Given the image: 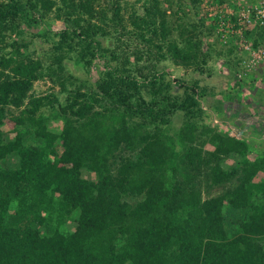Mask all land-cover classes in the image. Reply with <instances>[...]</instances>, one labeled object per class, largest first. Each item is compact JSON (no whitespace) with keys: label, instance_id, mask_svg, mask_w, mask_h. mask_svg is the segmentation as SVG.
Returning <instances> with one entry per match:
<instances>
[{"label":"trees","instance_id":"16d2710c","mask_svg":"<svg viewBox=\"0 0 264 264\" xmlns=\"http://www.w3.org/2000/svg\"><path fill=\"white\" fill-rule=\"evenodd\" d=\"M245 1L0 0V264H264V152L205 122L200 80L166 71L204 72L215 52L237 73L238 43L203 40Z\"/></svg>","mask_w":264,"mask_h":264},{"label":"rangeland","instance_id":"374dc122","mask_svg":"<svg viewBox=\"0 0 264 264\" xmlns=\"http://www.w3.org/2000/svg\"><path fill=\"white\" fill-rule=\"evenodd\" d=\"M129 4H134L140 9L141 2L137 0H127ZM245 0H243L244 2ZM247 2V0L245 1ZM203 13L208 12L213 15L210 6L204 5ZM207 13V14H208ZM210 15V16H211ZM209 16V15H208ZM211 21H209L210 23ZM62 21L55 18L53 12L46 17L42 27L52 28L54 30L62 27ZM49 26V27H48ZM29 33V32H28ZM36 32L32 31L28 34L27 40L32 41L30 49L37 50L40 54L43 50L49 49L46 45L37 38ZM227 34V33H226ZM218 33L203 40L204 49L207 50L213 45L217 51L223 50L222 43H217ZM228 36V34H227ZM37 40V41H36ZM239 43L238 39L229 36L223 44ZM241 41V40H240ZM105 47H114V40L103 39ZM231 44V43H230ZM231 58L217 56L215 52L209 57L207 66L204 72L195 71L192 68L177 66L172 62H167L166 71L169 72L172 79L183 82L193 79L200 80L201 87L206 89V95L201 100V107L205 111V122L210 125H216L224 132H231L242 137L253 138L254 144L251 145L252 154L264 152V64H261L257 69L246 72L241 78L238 76L241 70L236 73L235 65ZM68 69L79 79L90 81L93 85L95 75L91 78L88 76L87 70L82 64L76 63L69 59L66 61ZM101 67L94 66V70L98 71ZM259 79L254 80V79ZM88 88L89 86L86 85ZM93 88L94 86H90ZM53 85L48 80H39L35 83L33 92L38 95L47 94L52 91ZM58 91V88H55ZM175 86L174 91H178ZM18 111H16L17 113ZM183 121V114L176 113L172 118L171 132L178 130ZM59 124V123H58ZM255 133L249 135V133ZM222 191L221 188L212 190L211 195H217Z\"/></svg>","mask_w":264,"mask_h":264},{"label":"built area","instance_id":"2783aa9c","mask_svg":"<svg viewBox=\"0 0 264 264\" xmlns=\"http://www.w3.org/2000/svg\"><path fill=\"white\" fill-rule=\"evenodd\" d=\"M236 10L230 9L228 11L229 15H236L235 22L229 19V22L223 23V27H220V29L223 32L225 31V34L222 36L224 42H226L229 36L236 37L239 40L238 44L243 51V60L241 62L242 71L237 74L241 78L243 75H246V72L255 70L259 65L264 64V42L255 47L252 42L244 39L246 31H252L257 27H264V0L247 1L245 4L243 2L238 3Z\"/></svg>","mask_w":264,"mask_h":264},{"label":"clouds","instance_id":"9594fccd","mask_svg":"<svg viewBox=\"0 0 264 264\" xmlns=\"http://www.w3.org/2000/svg\"><path fill=\"white\" fill-rule=\"evenodd\" d=\"M217 33H218V35L223 36V35L225 34V31L223 32V31H221V29L219 28V29L217 30Z\"/></svg>","mask_w":264,"mask_h":264},{"label":"crops","instance_id":"0c3cea01","mask_svg":"<svg viewBox=\"0 0 264 264\" xmlns=\"http://www.w3.org/2000/svg\"><path fill=\"white\" fill-rule=\"evenodd\" d=\"M264 66V65H263Z\"/></svg>","mask_w":264,"mask_h":264}]
</instances>
